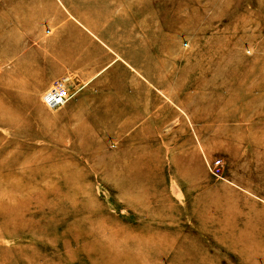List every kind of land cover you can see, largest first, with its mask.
<instances>
[{
    "label": "rangeland",
    "instance_id": "obj_1",
    "mask_svg": "<svg viewBox=\"0 0 264 264\" xmlns=\"http://www.w3.org/2000/svg\"><path fill=\"white\" fill-rule=\"evenodd\" d=\"M263 78L264 0H0V264H264Z\"/></svg>",
    "mask_w": 264,
    "mask_h": 264
},
{
    "label": "crops",
    "instance_id": "obj_2",
    "mask_svg": "<svg viewBox=\"0 0 264 264\" xmlns=\"http://www.w3.org/2000/svg\"><path fill=\"white\" fill-rule=\"evenodd\" d=\"M59 31V33L58 34H56V36L54 37V38H51V40L50 41H52V43L51 44H49L50 46H55L56 44H57V46L59 45L58 43L60 42V39H61V31L60 30H58ZM96 41H97V39L96 38H94ZM57 41H58V43H57ZM89 41H90V43H88V44H90L91 45V47H93L90 51L88 50V44H87V48L84 46L83 47V49H81V51H79V52H77V55L76 56H79V58L82 60V57H84V66H85V64L86 63H88V58L90 57V58H92V59H94L93 60V63H92V61H91V63H90V68H91V72L89 71V70H86V72H84V70H82V68L81 69H78V71H79V73H80V75L83 77V80L84 81H86V85L89 83V81H93L94 80V78H96V80H102L103 79V76L102 75H100V74H98V73H96V74H94L93 72H94V68L93 67H96L95 65H97V64H99L100 62H102L105 58H107L106 59V62L107 61H109V59L112 57V55H111V53H109L110 51L111 52H114V53H116V51H114V50H108V51H106V50H103V49H101V47L100 46H97L95 43H94V40L93 39H89ZM66 40H64V44L63 45H65L66 46ZM87 43V42H86ZM56 46V47H57ZM76 49V48H75ZM77 50V49H76ZM78 51V50H77ZM113 54V53H112ZM117 56V55H116ZM64 57V56H63ZM87 60V61H86ZM85 61H86V63H85ZM121 64H117L116 62H114L113 60L112 61H109L108 62V65H107V67L109 66V67H112V66H115V67H118V66H120ZM87 68V66L84 68V69H86ZM106 70V69H105ZM64 77V76H63ZM62 78V77H61ZM58 79H60V78H58ZM58 79H56V80H54L51 84H53L55 81H57ZM264 79V78H263ZM81 82V81H80ZM100 82V81H99ZM99 82H97V83H99ZM83 84V83H82ZM51 86V85H50ZM46 85H45V83H43L42 84V86L40 87V88H38L37 90H41L43 93L46 91ZM85 87V85L83 84V85H81V89H83ZM264 90V89H263ZM111 98H113V97H111ZM195 99H200V97H195ZM71 101V100H70ZM88 101V100H87ZM69 102V101H68ZM67 102V103H68ZM93 102V101H92ZM79 102H70L68 105H67V107L66 108H73L74 106H76V108H77V112L78 111H80V104H78ZM86 103H84V104H82V105H85ZM263 104H264V102H263ZM119 105H117V104H115V101H105V102H103L101 105L99 104V105H97V110L100 112V114H102L103 115V118L106 116V115H108V114H110V112L111 113H113V114H117L118 116H119V114H121V113H123V114H126L125 113V109H122V108H120V107H118ZM192 106H197L198 107V110H200L201 108V102H194V104H192ZM122 107H125L124 105L122 106ZM106 109V111L105 112H103L102 111V109ZM80 112H82V111H80ZM83 113V112H82ZM155 122L157 123V121L155 120ZM198 131H199V137H201V124L198 126Z\"/></svg>",
    "mask_w": 264,
    "mask_h": 264
},
{
    "label": "built area",
    "instance_id": "obj_3",
    "mask_svg": "<svg viewBox=\"0 0 264 264\" xmlns=\"http://www.w3.org/2000/svg\"><path fill=\"white\" fill-rule=\"evenodd\" d=\"M67 79V78H66ZM60 79L53 83L49 91L46 92L43 98L45 107L49 110H55L64 106L70 101L74 94L68 89L69 81ZM223 172V164L221 159H215L211 164V173L213 176H220Z\"/></svg>",
    "mask_w": 264,
    "mask_h": 264
},
{
    "label": "bare ground",
    "instance_id": "obj_4",
    "mask_svg": "<svg viewBox=\"0 0 264 264\" xmlns=\"http://www.w3.org/2000/svg\"><path fill=\"white\" fill-rule=\"evenodd\" d=\"M77 6V5H76ZM91 24V23H90ZM92 24H93V22H92ZM95 24V23H94ZM92 26V25H91ZM69 36V35H68ZM111 37V36H110ZM72 38V37H71ZM68 41H72V43H73V41H74V39L72 40V39H68L67 40V42ZM123 41V40H122ZM151 42H152V40H151ZM150 42V43H151ZM118 45H119V43H118ZM84 47V46H83ZM79 48H81L80 46L78 47V49ZM116 48V47H115ZM114 48V49H115ZM81 50V49H80ZM111 52V51H110ZM138 53V52H137ZM134 54V53H133ZM131 56V55H130ZM143 56V55H142ZM73 57V56H72ZM128 59V58H127ZM83 60H85V59H83ZM87 61V60H86ZM86 61H85V63H86ZM87 69V68H86ZM89 70V69H88ZM71 84L74 86V84L71 82ZM75 90V89H74ZM74 90H73V92H74ZM4 91V90H3ZM1 93V92H0ZM19 94V93H18ZM2 95V94H1ZM6 95V94H5ZM10 96V95H9ZM8 96V97H9ZM20 97V96H19ZM2 98V97H1ZM13 99V98H12ZM29 99V98H28ZM6 100H7V98H6ZM27 100V99H26ZM24 101H25V99H24ZM11 103V102H10ZM7 105H9L10 106V104H7ZM15 105V104H14ZM26 105V104H25ZM16 106V105H15ZM4 109H6V108H3V111H5ZM12 109V108H11ZM22 109H23V106H22ZM21 110V109H20ZM13 111V110H12ZM7 113H9L8 111H6ZM15 112L17 113V110H15ZM10 114V113H9ZM21 115V114H20ZM247 238V237H246ZM251 239H250V243H253L252 245H254V246H257L259 249H262L263 251H264V240L261 242V241H258V239L256 238V237H253V236H251L250 237ZM241 241L240 239H238L237 240V244L239 243V242ZM253 246V247H254ZM252 264V263H251Z\"/></svg>",
    "mask_w": 264,
    "mask_h": 264
}]
</instances>
